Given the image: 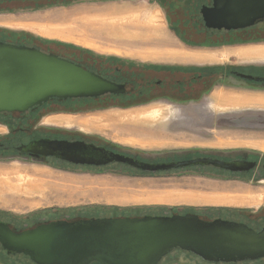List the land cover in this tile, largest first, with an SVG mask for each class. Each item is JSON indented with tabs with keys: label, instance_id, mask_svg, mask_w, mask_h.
Masks as SVG:
<instances>
[{
	"label": "rangeland",
	"instance_id": "obj_1",
	"mask_svg": "<svg viewBox=\"0 0 264 264\" xmlns=\"http://www.w3.org/2000/svg\"><path fill=\"white\" fill-rule=\"evenodd\" d=\"M119 5L135 7L144 14L152 12L158 20H163L156 4H148L146 0H3L0 2V36L28 43L32 41L46 49H62L59 45L88 48L137 62L197 63L209 58L207 62L210 63L199 64L214 65L212 62L216 61V64L264 65V62L230 57L232 53H251L258 46L264 45V31L256 37L193 48L178 44L180 42L165 24L149 38L148 42L151 41V44L146 41V37H139V40H99L93 37L88 38L89 41L81 39L76 27L81 21L88 19L90 14L93 16L101 11H93L91 8ZM68 26L74 28L72 34L67 30ZM14 34L20 36H13ZM104 34H109V31L106 27H101L97 35ZM238 45L240 48L236 47ZM198 55L206 58L197 57ZM199 59L201 61H197ZM214 91L221 92L217 89ZM213 92L205 105L213 101ZM261 93L264 90H250L244 100L239 96L226 97L221 92L217 98L228 99L227 103L230 105L216 110L198 104L183 105L177 101L129 107L98 102L83 103L79 104L85 105L80 114L69 117V120L63 119V122L70 121L68 126L76 125L120 146L139 150L242 148L264 154V94ZM131 112L133 117L125 116L127 119L122 117L110 121L107 118L111 114ZM89 119L93 123H87ZM63 122L61 123L64 124ZM0 168L18 170L9 177L22 187L28 182H35L40 186V190L36 192L29 190L25 193L21 188L0 196V219L10 221L15 227H28L39 221L95 213L94 209L98 206L116 207V215L195 210L208 217L223 214L242 218L244 213L239 214V210L259 212L264 196V184L255 185L239 179L208 178L197 172L187 171L195 168L141 174L121 164L67 167L20 159L6 160L0 164ZM157 197L179 200H153ZM170 255L161 264L169 260H177L173 264H204L200 258L185 251L177 250ZM0 259L6 260L3 256ZM0 264L6 263L0 260ZM244 264H264V258Z\"/></svg>",
	"mask_w": 264,
	"mask_h": 264
},
{
	"label": "flooded vegetation",
	"instance_id": "obj_2",
	"mask_svg": "<svg viewBox=\"0 0 264 264\" xmlns=\"http://www.w3.org/2000/svg\"><path fill=\"white\" fill-rule=\"evenodd\" d=\"M146 1L148 4H156L162 13L163 20H161V24H165L180 42L178 44L184 47L214 46L232 41V39L241 40L256 37L264 31V19L256 21L251 26L239 29L228 30L206 27L202 9L212 7L214 0ZM0 40L33 45L43 51L53 52L123 87V91L119 93L109 92L98 96L62 100L51 98L25 111L0 112V129H3L0 132V164L6 160L14 159L67 167H104L111 164H121L141 174L195 168L187 171H194L208 178L220 180L239 179L244 182H252L255 185L264 184V154L259 152L242 148L203 149L196 147L146 151L120 146L76 125L68 126L62 123L44 122L45 119L52 116L78 115L84 110L83 106H85H79V104L90 102L129 107L177 101L183 105L198 104L203 106L207 100L211 99V92L216 89L219 90L221 87L225 91L234 90L245 93L257 88L264 90V65L137 62L126 58H116L113 57L114 54H104L88 48L57 45L65 50L63 51L55 47L46 49L32 41L28 43L2 36H0ZM239 73L250 74L258 77V79H245L240 77ZM42 140L72 143L69 153L70 159L57 154H49L50 150L42 145ZM74 144L78 146L73 151ZM115 154L122 155L123 160L126 161H109L107 159L115 157ZM73 157L77 160H73ZM176 162L197 165L157 171L143 170L128 165L174 164ZM262 200L259 206L260 210L257 213L239 210V214L244 213L242 218L223 214L208 217L204 213L195 210L175 211L166 214L195 212L205 219L220 217L243 222L249 227L259 230L264 226V196ZM177 250L184 252L179 248L173 249L163 256L157 264H161L166 257ZM187 253L193 254L191 252ZM259 259L217 263L201 260L204 264H244ZM173 263H177V260H169L163 264Z\"/></svg>",
	"mask_w": 264,
	"mask_h": 264
},
{
	"label": "water",
	"instance_id": "obj_3",
	"mask_svg": "<svg viewBox=\"0 0 264 264\" xmlns=\"http://www.w3.org/2000/svg\"><path fill=\"white\" fill-rule=\"evenodd\" d=\"M202 13L208 28H245L264 19V0H214ZM122 91V86L53 52L0 40V112L25 111L51 98ZM41 142L49 154L70 159L72 143ZM122 157L107 159L126 161ZM180 163L128 165L150 171L197 165ZM0 246L35 264H157L176 248L209 262H238L264 257V226L255 230L243 222L205 219L195 212L55 218L22 229L0 219Z\"/></svg>",
	"mask_w": 264,
	"mask_h": 264
},
{
	"label": "crops",
	"instance_id": "obj_4",
	"mask_svg": "<svg viewBox=\"0 0 264 264\" xmlns=\"http://www.w3.org/2000/svg\"><path fill=\"white\" fill-rule=\"evenodd\" d=\"M115 8H116V11H112V10H115ZM90 10H93V11H100L101 10V11L98 12V14H96V15L94 14L93 16L90 14L89 17H87L88 19L81 21L79 23V25L76 27L78 29V32H80V34L82 36L81 39L83 41H89V39L90 38L92 39V37L99 39V40L118 39V38H120V39H122V38H135L136 39L137 38L138 39L139 37H146L147 38L146 41L148 42L150 40L149 38L153 37L155 35V33L157 32V30H159L160 26L162 25L161 21L158 20V18H156L157 16L154 13H152V12L150 14L140 13L141 10L139 11L135 7L134 8L133 7L127 8L126 6L119 5V6L103 7L101 9L100 8H91ZM116 14H118V15H116ZM119 25H120V27H118ZM128 25H130V26H128ZM101 27H106L109 31V34H104V36L97 35L98 30ZM133 27H135L136 29ZM112 28H115V29H112ZM119 29H121V30L119 31ZM67 30L69 32H71V34H72V31L74 30V28H71L70 26H68ZM113 31H116V32H113ZM135 32H137V33L135 34ZM57 34L60 35V33H57ZM148 43L151 44V41ZM161 44H162V42H160V45ZM236 47L240 48L239 45ZM233 48H235V47H233ZM249 53L250 52H247V54H245L243 52H241V54L232 53L230 55V57H236V58L239 57L243 61L264 62V45L258 46V48L256 50H253L250 54ZM200 56L202 58H206L203 55H198L197 57H200ZM208 59L207 58H206V60L203 59L202 60L203 62H197V63H210V62H207ZM220 59H222L221 56H220ZM197 61H201V59H199ZM190 63H192V62H190ZM212 63L216 64V61L212 62ZM219 90H221L222 94H225L226 97H228L230 95L231 97L239 96V97L244 98L248 94V92H246V93L245 92H236L234 90H226L225 91L224 88H222V87ZM221 92L217 91V93H216L214 91L212 94L213 101L206 104V105H203V106H206L207 108H209L211 110H216L218 107L222 108V107H226V105L227 106L230 105V103H227L228 99L223 100L221 98H217L218 96H220ZM234 93H236V94H234ZM245 99L246 98H244V100ZM250 103H252V102H250ZM248 105L250 106L251 104H248ZM247 108H249V107H247ZM69 117H71V116L70 115L69 116H56L54 118L53 117L47 118L44 120V122H54L55 121V122L61 123L64 121L63 119L69 120ZM120 118H122V117H120ZM120 118H117L116 120H118ZM111 120L114 121L115 119H110V121ZM86 122L87 123L88 122L93 123V120L89 119ZM63 123L65 125H69L67 123H71V122L67 121V122H63ZM17 171L18 170H10V169H6V168H0V178H1L0 179V196L4 193H8V188H7L5 182L7 179H10L9 176L11 174H14ZM2 182H3V186L1 187ZM29 183H31V184H29ZM28 184L29 185H38L35 182H33V183L28 182ZM25 186H28V185L26 184ZM36 188H37L36 190H32V191L36 192V191L40 190V186H37ZM29 190H31V189H26L24 192L28 193L27 191H29ZM114 216H119V215H114Z\"/></svg>",
	"mask_w": 264,
	"mask_h": 264
},
{
	"label": "trees",
	"instance_id": "obj_5",
	"mask_svg": "<svg viewBox=\"0 0 264 264\" xmlns=\"http://www.w3.org/2000/svg\"><path fill=\"white\" fill-rule=\"evenodd\" d=\"M13 36H20L17 34H14ZM97 207V206H96ZM117 210L118 208L116 207H105V208H101L100 206H98V208L94 209L95 213H87L84 215L81 214H77L74 218H82V217H91V216H114L117 214ZM82 211V210H81ZM91 211V210H90ZM100 211H106V212H100ZM78 212V211H77ZM70 219V218H69ZM4 221H7L8 223H10V225L12 227H14L15 229H22V228H26V227H15L14 225H12V223L6 219H1ZM50 220V219H49ZM42 221L36 222V223H40ZM33 223L32 225L36 224ZM31 225V226H32ZM0 256L4 257L6 260L0 259L3 262H5L6 264H35L34 262H32L28 256L24 255V254H7L2 247L0 246ZM92 263H96L97 262H92ZM91 264V263H90Z\"/></svg>",
	"mask_w": 264,
	"mask_h": 264
},
{
	"label": "bare ground",
	"instance_id": "obj_6",
	"mask_svg": "<svg viewBox=\"0 0 264 264\" xmlns=\"http://www.w3.org/2000/svg\"><path fill=\"white\" fill-rule=\"evenodd\" d=\"M112 9V8H111ZM121 10V9H120ZM112 11H116V8H115V10H112ZM123 13V12H122ZM116 15H118V14H116ZM120 15V14H119ZM120 18V17H119ZM126 20V19H125ZM119 22V21H118ZM117 26V25H116ZM128 26H130V25H128ZM135 26V25H134ZM118 27H120V25L118 26ZM122 27V26H121ZM116 28V27H115ZM115 28H112V29H115ZM132 28V27H131ZM133 28H135V27H133ZM136 29V28H135ZM141 29V28H140ZM147 29V28H146ZM150 29V28H149ZM121 29H119V31H120ZM123 30V29H122ZM125 30V29H124ZM148 30V29H147ZM118 31V32H119ZM128 31V30H127ZM138 31V30H137ZM113 32H116V31H113ZM137 32H135V34H136ZM140 111V110H139ZM143 111V110H142ZM133 114H132V112L131 113H129V114H111V115H109V117H107L109 120L110 119H117V118H120V117H125V116H130V117H133L132 116ZM135 116V115H134ZM136 117V116H135ZM126 118V117H125ZM107 119V120H108ZM127 119V118H126ZM12 173V172H11ZM15 174V173H14ZM14 176V175H13ZM17 177V176H16ZM23 177V176H22ZM26 177V176H25ZM19 181V180H18ZM6 186H7V188H8V191H12L13 189H17V190H20L21 188H23V190L25 191L26 189H31V190H36L37 188V186H39V185H29V184H27L28 186H21V185H16L15 184V182H13V181H11L10 179H7L6 180ZM3 186V182H2V185H1V187ZM16 192V191H15ZM19 192V191H18ZM153 200H156V201H173V200H179L178 198H176V199H171V198H156V199H153ZM182 200V199H181Z\"/></svg>",
	"mask_w": 264,
	"mask_h": 264
}]
</instances>
